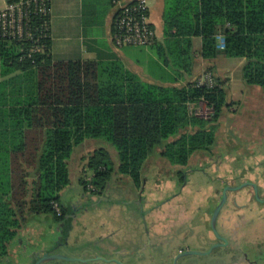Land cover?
Masks as SVG:
<instances>
[{"label":"trees","instance_id":"obj_1","mask_svg":"<svg viewBox=\"0 0 264 264\" xmlns=\"http://www.w3.org/2000/svg\"><path fill=\"white\" fill-rule=\"evenodd\" d=\"M163 21L164 39L153 47L180 76L193 73L194 37L203 38L201 56L213 60L222 35L226 56L247 59L244 82L264 90V0H165ZM50 22L51 15L33 20L42 52H33L31 41L0 40L1 254L33 217H57L54 203L65 213L62 192L72 181L75 148L100 146L87 164L93 177L81 178L86 191L103 194L114 174L140 186L160 148L180 167L210 154L222 118L240 105L212 64L206 71L213 72L214 87L147 83L117 59L57 61ZM201 100L215 109L210 119L191 113Z\"/></svg>","mask_w":264,"mask_h":264},{"label":"crops","instance_id":"obj_2","mask_svg":"<svg viewBox=\"0 0 264 264\" xmlns=\"http://www.w3.org/2000/svg\"><path fill=\"white\" fill-rule=\"evenodd\" d=\"M149 5L158 42H162L165 0H149ZM116 12L112 0H51L50 29L53 58L57 61L117 59L142 81L162 86H183L198 81L204 76L206 68L212 64L216 68V73L229 81L231 99L240 102V105H235L240 107L238 113L252 110L250 108L252 98L263 97L264 100L262 88L247 85L243 80V69L247 59L228 57L224 54L225 48L220 47V54L215 59H205L201 56L202 37L193 39L195 51L193 73L183 76L165 64L153 46L116 47L113 41ZM233 108L221 120L219 137L222 132L227 131L226 126H230V119L237 117L238 113H235ZM225 134V137H234L227 136V132ZM234 143L237 145L235 141ZM84 176L80 175V178ZM217 190L213 200H207L206 204L199 199L190 198L181 202L177 200L170 202L161 211L150 212L148 211L156 202H145L141 207L133 198L126 204L103 200L93 206L99 211L94 209V213L79 216L74 220L68 243H64L58 252L83 259L101 256L123 264H159V261L169 254L167 248L170 247L173 255L164 264H173L175 255L182 250L208 251L219 242L211 229L212 215L222 196L220 189ZM229 221L231 219L225 218V214L218 219V225L219 223L221 225L220 232L229 239V245L216 249L206 257L197 258L198 264H241L240 238L229 226ZM197 230H201L200 238ZM76 241L80 246H76ZM48 249L42 246L33 252L38 255ZM46 264L70 263L66 260H54Z\"/></svg>","mask_w":264,"mask_h":264},{"label":"rangeland","instance_id":"obj_3","mask_svg":"<svg viewBox=\"0 0 264 264\" xmlns=\"http://www.w3.org/2000/svg\"><path fill=\"white\" fill-rule=\"evenodd\" d=\"M7 6L8 0H0V10L5 9ZM262 98H252L250 102L252 110L245 113L240 112L237 117L230 119V126H226L227 131L222 132L219 137L222 128L220 124L218 140L211 153L207 156L198 154L193 159V165L190 164L187 167L170 165L167 159L162 157V148H160L148 160L143 170V175L146 176L144 179L149 182L147 188L173 187L177 190L180 186L184 187L186 185L185 191L189 193L188 190L191 189L193 200L199 199V201L206 204L207 200H213L218 191L217 189H220L221 195L226 187H238L250 182V180L264 183V100ZM233 109L237 112L238 106ZM225 132H227V136L234 135V137H225ZM99 147L95 144H86L75 148L70 161L72 181L66 188V191L69 189L68 193L78 194L77 192L83 188L80 175H85L84 180H91L94 172L87 168V164ZM107 147L110 155L117 158L114 148ZM200 156H206V158L200 160ZM182 175L186 177L183 185H181L184 180ZM245 179L250 180L244 181ZM132 182L133 180L128 175L114 174L104 193L109 195L117 190L121 194H126L129 189L137 187ZM187 182L188 184H186ZM247 188L229 192L228 201L222 209L221 215L225 214V218L231 219L229 226L234 229L237 237L240 238L241 264H264V202L261 200L263 196L261 195V199L257 196L254 197ZM234 198L237 199L238 205L234 204ZM176 200L184 201L179 198L171 202ZM54 204L53 207L55 208ZM94 209L99 211L98 208H93V213ZM53 220L54 216L52 214H44L33 217L25 225V242L28 249L25 252V250L20 251V248H17V252L12 256L11 264H15V262L16 264H30V253L49 244L51 239L57 237L53 233ZM217 227L219 233H221L220 223ZM197 232L198 238H200L202 235L201 230H197ZM78 243H76L77 247L80 246ZM232 260L230 263L233 262ZM5 262L3 260L0 264H7Z\"/></svg>","mask_w":264,"mask_h":264},{"label":"built area","instance_id":"obj_4","mask_svg":"<svg viewBox=\"0 0 264 264\" xmlns=\"http://www.w3.org/2000/svg\"><path fill=\"white\" fill-rule=\"evenodd\" d=\"M117 9L114 20L113 41L116 47L127 46L149 47L158 39L156 30L151 21V8L149 0H112ZM51 15V0H18L8 3V6L0 10V40L7 41H31L35 43L33 52H42L39 44L43 35H39L34 28L33 20L37 16ZM219 47L225 48L224 36H218ZM217 81L212 71H206L198 80V85L214 87ZM191 113L210 119L215 109L205 100L191 104ZM58 214L61 207L55 203Z\"/></svg>","mask_w":264,"mask_h":264},{"label":"flooded vegetation","instance_id":"obj_5","mask_svg":"<svg viewBox=\"0 0 264 264\" xmlns=\"http://www.w3.org/2000/svg\"><path fill=\"white\" fill-rule=\"evenodd\" d=\"M250 179H245L244 181H247ZM186 181V177L183 180V185ZM250 182H253L257 184L259 187L260 196L262 195L264 199V183L262 181H254L250 180ZM149 182H142L140 186L131 188L128 190L126 194H121L119 191H114L113 193L107 195L105 193L103 194H96V189L92 191H86L84 188H82L78 194H71V192L68 193V190L66 189L62 192V201L65 209V213L60 212L57 217H54L53 220V233L57 235L53 240H50V243L48 244V250L52 249L53 247H57V244L59 242L58 249L64 244L62 238V231L65 226V231L67 232L70 230V232L73 229V222L75 219H77L79 216H83L85 214H89L93 212V206L97 203V201L102 197H108L111 202L114 203H122L126 204L131 202L130 199L133 198L134 202L139 204L141 207L144 205V203H150V202H156V205L150 208V211L159 210L161 211L165 205L170 203L171 201L175 199H182L187 200L190 199L191 196H193V192H191V189H189V193L185 191L184 187H179V189L175 190L173 187L167 188V187H157V188H147ZM144 184V185H143ZM188 184V182L186 183ZM250 190V193L256 197L255 189L252 186H247ZM175 190V191H174ZM262 190V192H261ZM223 195V191H222ZM97 196V198H96ZM125 196V197H123ZM222 199V196H221ZM233 202L235 205H238L237 199L234 198ZM68 218H72L71 221H67ZM232 229V228H231ZM25 228L21 230L18 235L15 237V239L11 242L9 250L5 254L0 253V262L5 260L7 264H11V259L13 254L17 252V248H20V251L26 252L28 249V245L25 242ZM234 231V229H232ZM64 231V232H65ZM61 239V241H60ZM35 259L34 252H31L29 255V261L32 264V261ZM17 260V259H16ZM16 264V262H15Z\"/></svg>","mask_w":264,"mask_h":264},{"label":"water","instance_id":"obj_6","mask_svg":"<svg viewBox=\"0 0 264 264\" xmlns=\"http://www.w3.org/2000/svg\"><path fill=\"white\" fill-rule=\"evenodd\" d=\"M247 186H252L255 189L256 192V196L258 198L261 199L260 196V192H259V187L257 186V184L253 183V182H246L241 186L238 187H226L223 190V195H222V199L220 201V203L218 204V206L216 207L213 215H212V219H211V225H212V229L214 231V233H216L217 238L219 240L218 243L214 244L208 251H198V250H193V249H187V250H182L179 253H177L173 259V264H198L199 262H197V258L199 257H206L210 254H212L216 249L218 248H222L225 246L229 245V239H227L225 236H223L221 233H219L218 231V219L220 217V214L222 212V209L225 207L228 198H229V192L230 191H237L240 190L242 188H245ZM103 200H109L108 197H102L100 198L96 204L101 203ZM264 202V199H261ZM72 218H68L67 221H71ZM73 220V219H72ZM65 226L63 228L62 231V238L63 243H68V239L69 236L71 234L70 230H68L67 232L65 231ZM47 245V246H46ZM43 247L48 248V244H46ZM59 246V242L57 244V247ZM57 247H53L52 249L40 254L38 253H34L35 254V259L32 261V264H46L49 262H52L54 260H66L68 263L70 264H123L115 259H109L106 257H101V256H96V257H92V258H87V259H83L80 257H69V256H65L61 253L58 252V248ZM172 248H167V256L164 257L163 259L160 260L159 264H164L165 262H168L171 258V256L173 255L172 253ZM140 264V263H137Z\"/></svg>","mask_w":264,"mask_h":264}]
</instances>
